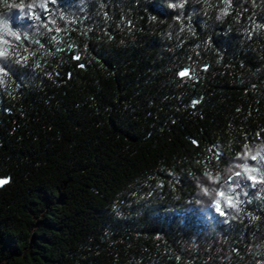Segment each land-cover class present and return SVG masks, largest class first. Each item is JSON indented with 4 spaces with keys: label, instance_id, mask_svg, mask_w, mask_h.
I'll return each instance as SVG.
<instances>
[{
    "label": "trees",
    "instance_id": "obj_1",
    "mask_svg": "<svg viewBox=\"0 0 264 264\" xmlns=\"http://www.w3.org/2000/svg\"><path fill=\"white\" fill-rule=\"evenodd\" d=\"M40 2L0 0V264H264V0Z\"/></svg>",
    "mask_w": 264,
    "mask_h": 264
},
{
    "label": "snow or ice",
    "instance_id": "obj_2",
    "mask_svg": "<svg viewBox=\"0 0 264 264\" xmlns=\"http://www.w3.org/2000/svg\"><path fill=\"white\" fill-rule=\"evenodd\" d=\"M51 2L52 4H55L57 2V0H41L39 6L41 8L47 9V3ZM35 6V3H30L27 5V8L29 9V11ZM174 7L177 5H173ZM179 6H183L182 4ZM17 7L23 9L24 5H17ZM25 15H27V13H24ZM36 19H39V15H36L35 17ZM57 31H59V29H57ZM5 35L8 36H13L15 37V39L19 40L20 39V34H18L15 31H12V29L8 26L7 22L5 20H3L2 18H0V73H2L4 76L8 75V69L6 68L5 64L3 63V61H7L9 59H12L14 55L18 56V54H13L12 52H10L9 50V45L10 42L5 39ZM53 39L55 40L56 37H53ZM71 47V45H70ZM76 60H79L80 57L74 56L73 57ZM27 57H20L18 59H15L14 62L15 63H20L21 60H26ZM39 66V65H38ZM79 67H84L83 64H80ZM178 75L180 77H185V76H191L192 73L189 72V70L184 69L181 70ZM2 78H0V83H2ZM198 101H193V105H195ZM193 143L195 144L196 141H193ZM264 150V149H262ZM249 153H245V157L249 156ZM259 157V161L264 162V155H261L260 151H257L255 155H251V159L256 161ZM236 167H242V172H235L234 175L236 177H241V176H246L247 180L252 181L251 187H255V185L257 183H261L264 184V174H261L258 178L257 175H254V173H258L261 171L260 168L256 167V166H252L250 167L247 163H245L243 166L241 165H236ZM209 179H212L211 175H209ZM230 180L232 179L231 177L229 178ZM216 181L219 180V177L217 176L215 178ZM9 182V179H0V187H2L4 184H7ZM235 187H241V181L237 180L235 182ZM205 193H207L208 189H204ZM229 192L232 194H226L224 191H219L217 192V195L223 199L226 204L229 207L232 208H238V204L240 203V200L238 198V196L234 199V195H235V188L230 187L229 188ZM245 195H247V193H244ZM221 200L218 199L215 201V207H216V211L219 212L221 215H224V212L221 209Z\"/></svg>",
    "mask_w": 264,
    "mask_h": 264
}]
</instances>
